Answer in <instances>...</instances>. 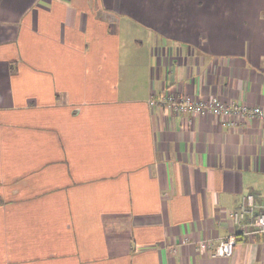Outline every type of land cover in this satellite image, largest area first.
I'll use <instances>...</instances> for the list:
<instances>
[{
    "label": "crops",
    "instance_id": "1",
    "mask_svg": "<svg viewBox=\"0 0 264 264\" xmlns=\"http://www.w3.org/2000/svg\"><path fill=\"white\" fill-rule=\"evenodd\" d=\"M164 93L264 109V0H0V264H264V122Z\"/></svg>",
    "mask_w": 264,
    "mask_h": 264
},
{
    "label": "built area",
    "instance_id": "2",
    "mask_svg": "<svg viewBox=\"0 0 264 264\" xmlns=\"http://www.w3.org/2000/svg\"><path fill=\"white\" fill-rule=\"evenodd\" d=\"M149 105L153 108L170 110L177 114H209L221 117L225 120V125L228 127L237 126L240 120H259L264 122L263 108L225 104L217 98L191 100L167 93L162 95L160 99H151ZM246 201L245 207L230 213L229 220L234 227L233 231L216 244L212 250L214 256L231 257L238 236L250 237L264 233V202L261 205H257L251 195L247 196ZM208 247L206 242L197 243V248L201 250H206Z\"/></svg>",
    "mask_w": 264,
    "mask_h": 264
},
{
    "label": "rangeland",
    "instance_id": "3",
    "mask_svg": "<svg viewBox=\"0 0 264 264\" xmlns=\"http://www.w3.org/2000/svg\"><path fill=\"white\" fill-rule=\"evenodd\" d=\"M164 94H165V93H164ZM164 94H163V95H164Z\"/></svg>",
    "mask_w": 264,
    "mask_h": 264
}]
</instances>
